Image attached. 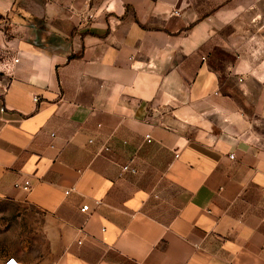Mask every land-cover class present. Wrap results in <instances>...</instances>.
Returning a JSON list of instances; mask_svg holds the SVG:
<instances>
[{
  "label": "crops",
  "instance_id": "obj_1",
  "mask_svg": "<svg viewBox=\"0 0 264 264\" xmlns=\"http://www.w3.org/2000/svg\"><path fill=\"white\" fill-rule=\"evenodd\" d=\"M11 258L264 264V0H0Z\"/></svg>",
  "mask_w": 264,
  "mask_h": 264
},
{
  "label": "built area",
  "instance_id": "obj_2",
  "mask_svg": "<svg viewBox=\"0 0 264 264\" xmlns=\"http://www.w3.org/2000/svg\"><path fill=\"white\" fill-rule=\"evenodd\" d=\"M176 14H177V12H176ZM145 139L147 140V141H149V139H150V137H149V135H146L145 136ZM90 142H92V141H90ZM102 151L103 152H108L109 151V148L107 147V146H103L102 147ZM229 158L231 159V160H233L234 159V155H229ZM122 171L123 172H130V173H135V170L134 169H132V168H130L129 166H124L123 168H122ZM25 190L27 189V188H24ZM88 210V207L87 206H83L82 207V209H81V211L82 212H86ZM4 264H20L15 258H11V259H9L8 261H6Z\"/></svg>",
  "mask_w": 264,
  "mask_h": 264
}]
</instances>
